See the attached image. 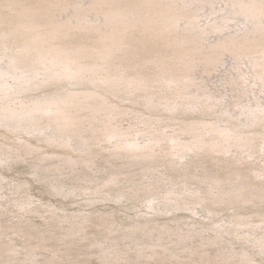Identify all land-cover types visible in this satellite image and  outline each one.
Listing matches in <instances>:
<instances>
[{
  "label": "rangeland",
  "instance_id": "374dc122",
  "mask_svg": "<svg viewBox=\"0 0 264 264\" xmlns=\"http://www.w3.org/2000/svg\"><path fill=\"white\" fill-rule=\"evenodd\" d=\"M253 2L0 0V264H264ZM52 22L58 46L121 45L59 75L25 51ZM69 92L97 93L75 125L36 109Z\"/></svg>",
  "mask_w": 264,
  "mask_h": 264
},
{
  "label": "bare ground",
  "instance_id": "6f19581e",
  "mask_svg": "<svg viewBox=\"0 0 264 264\" xmlns=\"http://www.w3.org/2000/svg\"><path fill=\"white\" fill-rule=\"evenodd\" d=\"M112 1V0H111ZM115 2V1H114ZM112 2V3H114ZM137 4V3H136ZM112 5V4H111ZM116 5V4H115ZM140 5V4H139ZM250 7L256 11L263 12L264 5L258 2H253L250 4ZM133 8V7H132ZM131 12V11H130ZM127 11L117 10L113 12L112 20L115 21H128L132 19H137L134 14H130ZM111 13V12H110ZM141 16V15H140ZM118 23V22H116ZM52 29L46 32L39 34L29 43H26L25 51L31 52L36 51L39 55L50 58L55 63L62 65L64 70L59 71L57 74L64 75L75 73L83 70H87V67L82 64V59L97 56L100 58L111 57L112 53L117 50L121 45V39L117 38L113 43H105L101 45V47L96 49H88L83 46L71 48V47H61L55 44L54 40L63 35V28L61 24L57 22H52ZM119 35V34H118ZM108 39V38H107ZM66 46V45H65ZM15 65H17L16 61L13 59ZM99 64V63H98ZM97 64V65H98ZM97 96L96 92H90L84 97L80 96L79 93L69 92V93H59L56 95H52L51 97L45 99L44 101H40L37 103L36 109L39 111H47L55 113V120L60 128L72 126L76 124V121L79 119L78 114L72 110V108L83 107L85 103H83L82 99H89ZM93 111H99L104 109L105 104L100 103L98 105L92 106L90 105ZM78 112V111H77ZM123 133L119 131H113L111 136H122ZM202 143H206L205 141H201ZM200 144V143H199Z\"/></svg>",
  "mask_w": 264,
  "mask_h": 264
}]
</instances>
